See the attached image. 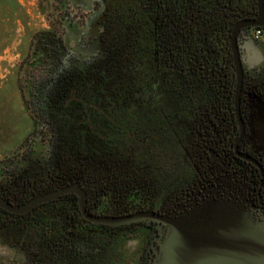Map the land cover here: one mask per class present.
Wrapping results in <instances>:
<instances>
[{
    "label": "flooded vegetation",
    "instance_id": "obj_1",
    "mask_svg": "<svg viewBox=\"0 0 264 264\" xmlns=\"http://www.w3.org/2000/svg\"><path fill=\"white\" fill-rule=\"evenodd\" d=\"M97 3L90 57L57 33L35 38L33 61L45 71L29 105L51 151L0 183L5 203H40L21 214L0 207V221L15 224L0 229V242L25 264H165L182 226L199 227L223 205L264 224V60L252 46L264 50L255 27L240 31L236 105L229 40L257 18L254 0ZM68 78L53 101L48 87ZM116 78L121 86L111 87ZM129 217L137 220L97 222Z\"/></svg>",
    "mask_w": 264,
    "mask_h": 264
},
{
    "label": "rangeland",
    "instance_id": "obj_2",
    "mask_svg": "<svg viewBox=\"0 0 264 264\" xmlns=\"http://www.w3.org/2000/svg\"><path fill=\"white\" fill-rule=\"evenodd\" d=\"M97 9V0H0V183L51 151L50 133L29 105L30 89L45 71L33 61L36 36L57 33L76 55L90 57L97 50L99 32L91 26ZM0 264L25 259L0 242Z\"/></svg>",
    "mask_w": 264,
    "mask_h": 264
},
{
    "label": "water",
    "instance_id": "obj_3",
    "mask_svg": "<svg viewBox=\"0 0 264 264\" xmlns=\"http://www.w3.org/2000/svg\"><path fill=\"white\" fill-rule=\"evenodd\" d=\"M256 19L242 21L232 30L230 45L237 75V102L243 87L244 68L238 46L240 31L248 27L264 28V0H257ZM252 52L256 59L264 60L263 51L255 44ZM40 203L21 207L12 206L0 199V207L21 214ZM84 203H82V206ZM137 220L129 217L112 222L103 219L97 222L128 224ZM197 228L184 224L178 231L175 244L165 256V264H264V224L252 222L236 207L222 206L216 212L207 213V218Z\"/></svg>",
    "mask_w": 264,
    "mask_h": 264
},
{
    "label": "trees",
    "instance_id": "obj_4",
    "mask_svg": "<svg viewBox=\"0 0 264 264\" xmlns=\"http://www.w3.org/2000/svg\"><path fill=\"white\" fill-rule=\"evenodd\" d=\"M240 2H241V0H239ZM254 11H255V14H257V0H254ZM225 18V16H222V19H224ZM132 28H129V30H131ZM263 30H264V28H263ZM232 33V32H231ZM119 39H121V41H124V40H126V41H129L130 39H134V37L133 36H131V37H128V38H125L124 39V37H123V33L122 32H119ZM226 40L228 39V38H225ZM229 40H230V36H229ZM227 43H228V40H227V42L225 43L226 45H227ZM227 55H229V56H227L226 58H228L227 60H228V63H232V55L230 54V53H227ZM224 56H226V55H224ZM84 79V78H83ZM93 80H82L81 82H83L82 84H81V86H84V87H89V83H91ZM128 81H129V78H128ZM71 78H68L67 80H65V82L63 83V85H59L58 83H57V80H55L48 88H49V91H48V94L50 95V97L53 99V101H54V98H55V95L56 94H58V93H53V92H51V90H54V89H58L59 87H61L62 86V88L63 87H70L71 86ZM95 82H103V80H102V78L101 79H98V80H96ZM111 87H120L121 85H120V83H119V80H118V78H116V79H112V81H111ZM68 97L70 96V94H68L67 95ZM49 97V96H48ZM3 213L1 212V214L0 215H2ZM8 220H5V219H2V221H0V229L2 230V229H5V228H9V229H11V226L12 225H15L14 224V222H7ZM16 232H17V230H16Z\"/></svg>",
    "mask_w": 264,
    "mask_h": 264
},
{
    "label": "built area",
    "instance_id": "obj_5",
    "mask_svg": "<svg viewBox=\"0 0 264 264\" xmlns=\"http://www.w3.org/2000/svg\"><path fill=\"white\" fill-rule=\"evenodd\" d=\"M253 38L259 44H264V30L263 28L255 27L253 29Z\"/></svg>",
    "mask_w": 264,
    "mask_h": 264
}]
</instances>
